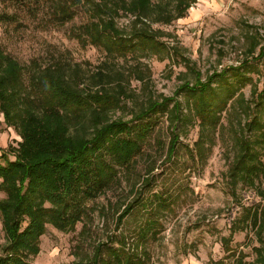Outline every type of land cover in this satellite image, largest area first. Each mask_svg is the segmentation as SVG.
<instances>
[{
  "label": "trees",
  "instance_id": "trees-1",
  "mask_svg": "<svg viewBox=\"0 0 264 264\" xmlns=\"http://www.w3.org/2000/svg\"><path fill=\"white\" fill-rule=\"evenodd\" d=\"M176 16L197 0H172ZM163 2L154 0H62L54 16L60 23L74 18V7L83 4L91 11L92 20L81 27L76 36L83 43L103 49L114 58L137 52L157 53L166 43L160 41L159 31L151 21H172ZM130 14L133 28L130 33L121 29L117 18ZM259 42L253 38V55ZM171 48V47H170ZM169 48V49H170ZM258 63L246 58L238 64L222 67L205 80L181 85L173 96H150L131 119H112L111 113L122 106L124 87H108L110 74L98 70L92 74V85H80L66 73L62 64L48 65L32 72L25 84L22 64L0 46V113L8 126L21 134L22 140L13 152L0 163V199L2 229L6 238L0 241V264H32L31 256L40 252V238L46 226L60 231L75 229L85 213L88 201L97 198L118 179L119 168H129L142 152V146L153 129L151 117L164 115L169 123L171 139L167 159L173 160L178 149L179 125L188 117L178 96L185 92L189 110L198 120L199 137L192 149L198 161L211 154L215 137L225 127L223 113L232 131L233 157H229L228 186L232 193L239 186L255 196V202L243 205L240 221L232 223L231 235L251 227L257 237L256 257L248 264H264V46L256 56ZM252 72L258 74L254 78ZM140 80L143 76L139 75ZM262 79V88L259 82ZM251 86L249 96L243 88ZM212 138V139H211ZM214 139V141H213ZM160 205L167 200L160 198ZM156 205L151 209L156 210ZM127 205L117 222L131 213ZM159 221L149 217L138 230V238L149 240L156 234ZM118 247L103 250L99 245L90 260L76 264H143L139 244L127 247L120 239ZM239 258L236 264H246Z\"/></svg>",
  "mask_w": 264,
  "mask_h": 264
},
{
  "label": "rangeland",
  "instance_id": "rangeland-1",
  "mask_svg": "<svg viewBox=\"0 0 264 264\" xmlns=\"http://www.w3.org/2000/svg\"><path fill=\"white\" fill-rule=\"evenodd\" d=\"M61 1L0 0V46L22 64L27 85L34 70L53 64H62L68 75L86 86L93 84L92 74L98 70L123 73L107 84L110 88L122 85L127 93L122 106L111 113L112 119H131L150 96H173L185 82L195 83L197 73L205 80L222 67L246 58L258 63L256 56L264 46V0H197L181 17L176 16L172 0H154L163 2L175 16L172 21L165 18L150 24L159 31L160 41L171 48L122 58L108 56L76 36L79 27L92 20L88 6H75L74 18L60 23L54 13ZM133 19L122 14L116 20L130 33ZM253 38L259 45L252 55ZM252 75L259 78L254 72ZM250 89V85L243 88L247 96ZM187 97L185 92L178 96L188 119L177 129L178 149L173 160L167 159L171 139L167 118L153 115V129L135 162L129 168L117 167L116 182L86 203L75 229L60 231L47 225L40 238V252L29 258L32 264L88 261L99 245H104L103 250L118 247L123 237L128 248L139 244L143 264H236L239 258L246 264L254 261L258 246L254 230L248 227L231 235L232 223L243 225L242 206L255 202V196L242 186L233 194L228 186V158L233 157V148L227 114L223 113L225 127L213 139L211 154L198 161L192 149L200 128ZM21 137L0 113L1 164L6 163V157L15 158L13 152ZM5 197L0 190V199ZM160 198L168 205H160ZM131 203L133 210L119 224V214ZM156 204V210L151 209ZM149 217L159 224L156 234L150 232L149 240L142 241L137 233ZM0 241L6 242L1 215Z\"/></svg>",
  "mask_w": 264,
  "mask_h": 264
}]
</instances>
